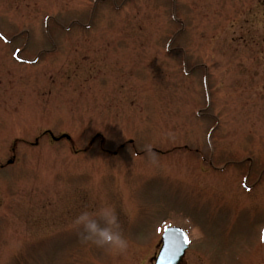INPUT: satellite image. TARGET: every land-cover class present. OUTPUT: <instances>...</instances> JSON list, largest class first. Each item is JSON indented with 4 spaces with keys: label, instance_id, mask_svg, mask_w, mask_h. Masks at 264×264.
Instances as JSON below:
<instances>
[{
    "label": "rangeland",
    "instance_id": "rangeland-1",
    "mask_svg": "<svg viewBox=\"0 0 264 264\" xmlns=\"http://www.w3.org/2000/svg\"><path fill=\"white\" fill-rule=\"evenodd\" d=\"M258 23L264 0H0V264H154L171 227L179 264H264ZM105 202L122 254L72 227Z\"/></svg>",
    "mask_w": 264,
    "mask_h": 264
},
{
    "label": "clouds",
    "instance_id": "clouds-1",
    "mask_svg": "<svg viewBox=\"0 0 264 264\" xmlns=\"http://www.w3.org/2000/svg\"><path fill=\"white\" fill-rule=\"evenodd\" d=\"M256 26L258 29H264V23H258ZM128 215L131 219V210ZM101 220L104 226L100 225ZM72 227L77 230L84 244L104 248L113 254H122L128 249L129 241L122 229L116 208L106 202L96 207L82 208L74 218Z\"/></svg>",
    "mask_w": 264,
    "mask_h": 264
},
{
    "label": "water",
    "instance_id": "water-1",
    "mask_svg": "<svg viewBox=\"0 0 264 264\" xmlns=\"http://www.w3.org/2000/svg\"><path fill=\"white\" fill-rule=\"evenodd\" d=\"M54 141L61 139L69 140L67 135L58 138L49 134ZM188 249V237L186 233L177 227L164 230L161 236V248L157 254L154 264H179Z\"/></svg>",
    "mask_w": 264,
    "mask_h": 264
}]
</instances>
